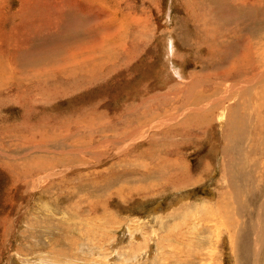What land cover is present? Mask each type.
Instances as JSON below:
<instances>
[{"label": "rangeland", "instance_id": "374dc122", "mask_svg": "<svg viewBox=\"0 0 264 264\" xmlns=\"http://www.w3.org/2000/svg\"><path fill=\"white\" fill-rule=\"evenodd\" d=\"M0 264H264V0H0Z\"/></svg>", "mask_w": 264, "mask_h": 264}, {"label": "bare ground", "instance_id": "6f19581e", "mask_svg": "<svg viewBox=\"0 0 264 264\" xmlns=\"http://www.w3.org/2000/svg\"><path fill=\"white\" fill-rule=\"evenodd\" d=\"M247 55V54H246ZM245 61V60H244ZM263 73V72H262ZM260 74V71H257L255 73V76H258ZM228 109V108H227ZM231 115V114H230ZM242 118V117H241ZM231 119L233 120V122H235V114H234V117L231 116ZM243 119V118H242ZM239 121L237 118H236V122ZM235 124V123H234ZM237 130V129H236ZM235 131V130H234ZM235 133V132H234Z\"/></svg>", "mask_w": 264, "mask_h": 264}]
</instances>
